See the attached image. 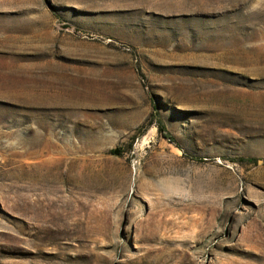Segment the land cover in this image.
Returning a JSON list of instances; mask_svg holds the SVG:
<instances>
[{
  "label": "rangeland",
  "instance_id": "rangeland-1",
  "mask_svg": "<svg viewBox=\"0 0 264 264\" xmlns=\"http://www.w3.org/2000/svg\"><path fill=\"white\" fill-rule=\"evenodd\" d=\"M256 231L264 0H0V264H264Z\"/></svg>",
  "mask_w": 264,
  "mask_h": 264
},
{
  "label": "trees",
  "instance_id": "trees-1",
  "mask_svg": "<svg viewBox=\"0 0 264 264\" xmlns=\"http://www.w3.org/2000/svg\"><path fill=\"white\" fill-rule=\"evenodd\" d=\"M158 127H159V131L169 140H171L172 142V139L169 135V133L167 132L165 126L163 125V123L161 121H159V124H158ZM146 133V127H143L141 129L138 130L137 132V137H142L144 136Z\"/></svg>",
  "mask_w": 264,
  "mask_h": 264
},
{
  "label": "bare ground",
  "instance_id": "bare-ground-1",
  "mask_svg": "<svg viewBox=\"0 0 264 264\" xmlns=\"http://www.w3.org/2000/svg\"><path fill=\"white\" fill-rule=\"evenodd\" d=\"M251 239L253 240V243L256 245V243H259V241L264 242V232L256 231L253 235H251ZM163 251H166V249H162ZM171 255V254H169Z\"/></svg>",
  "mask_w": 264,
  "mask_h": 264
}]
</instances>
